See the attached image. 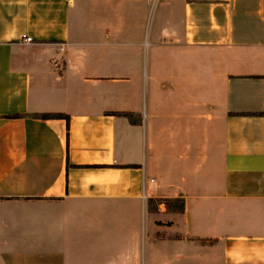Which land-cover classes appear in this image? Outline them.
Here are the masks:
<instances>
[{
    "label": "crops",
    "instance_id": "crops-1",
    "mask_svg": "<svg viewBox=\"0 0 264 264\" xmlns=\"http://www.w3.org/2000/svg\"><path fill=\"white\" fill-rule=\"evenodd\" d=\"M0 264H264V0H0Z\"/></svg>",
    "mask_w": 264,
    "mask_h": 264
},
{
    "label": "built area",
    "instance_id": "built-area-1",
    "mask_svg": "<svg viewBox=\"0 0 264 264\" xmlns=\"http://www.w3.org/2000/svg\"><path fill=\"white\" fill-rule=\"evenodd\" d=\"M21 39L24 40V41H31L32 40L31 37L26 36V35H22Z\"/></svg>",
    "mask_w": 264,
    "mask_h": 264
},
{
    "label": "rangeland",
    "instance_id": "rangeland-1",
    "mask_svg": "<svg viewBox=\"0 0 264 264\" xmlns=\"http://www.w3.org/2000/svg\"><path fill=\"white\" fill-rule=\"evenodd\" d=\"M157 6H158V2H157V4L155 5L154 10L156 9ZM152 8H153V7H152ZM152 14L154 15V11L152 12ZM153 15H152V18H153ZM145 60H146V57H144V60H143L144 65H145ZM144 69H145V66H144Z\"/></svg>",
    "mask_w": 264,
    "mask_h": 264
},
{
    "label": "trees",
    "instance_id": "trees-1",
    "mask_svg": "<svg viewBox=\"0 0 264 264\" xmlns=\"http://www.w3.org/2000/svg\"><path fill=\"white\" fill-rule=\"evenodd\" d=\"M45 116H47V115H45Z\"/></svg>",
    "mask_w": 264,
    "mask_h": 264
}]
</instances>
